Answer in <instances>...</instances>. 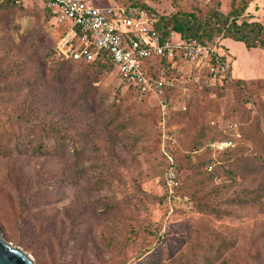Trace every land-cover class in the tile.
Returning <instances> with one entry per match:
<instances>
[{"label":"rangeland","instance_id":"rangeland-1","mask_svg":"<svg viewBox=\"0 0 264 264\" xmlns=\"http://www.w3.org/2000/svg\"><path fill=\"white\" fill-rule=\"evenodd\" d=\"M140 2L143 7L137 6L157 19L188 14L196 20L211 10L226 14L231 4ZM246 5L238 22L264 26V0ZM59 32L40 0H25L0 14V132L9 136H0L7 154L0 155L2 239L26 253L33 264H148L149 254L158 250L159 264H166L165 247L176 258L199 260L197 242L204 240L213 249L225 247L220 260L226 259V264H264V49L213 37L209 45L225 58L231 79L242 80L244 87H219V82L209 81L197 86L200 75L188 64L176 63L170 65L168 77L172 88L178 83L179 92L172 96L171 107L162 108L165 98L142 99L123 88L114 68L96 75L89 69L75 81L73 67L59 84L54 68ZM89 84L97 99H107L105 106L102 101L83 102ZM46 129L47 138L57 133L69 138L58 140L62 154L15 152L17 137H24L27 146V130ZM224 139L232 141L230 151L222 155L211 150V142ZM46 141L54 149L53 139ZM222 157L230 170L240 173L234 181L223 182L220 170L209 173L200 166L209 159L221 164ZM246 188L250 196L260 197L261 207L255 201L218 204L220 195L212 193L218 190L231 202ZM108 201L120 215H102L101 205ZM198 201L222 207L220 217L198 209ZM17 213L25 221L20 225L15 223ZM122 225L128 232L133 229L129 239L118 243L114 252L104 248L105 230Z\"/></svg>","mask_w":264,"mask_h":264},{"label":"trees","instance_id":"trees-1","mask_svg":"<svg viewBox=\"0 0 264 264\" xmlns=\"http://www.w3.org/2000/svg\"><path fill=\"white\" fill-rule=\"evenodd\" d=\"M24 1L25 0H0V14H3V13L5 14L6 10L8 9H14L17 6L19 7L22 6V3ZM40 1L43 5L44 12L50 15V17L54 18L55 15L53 11L46 6L47 1L46 0H40ZM249 1L251 0H243L239 4H236L235 0H231L230 9L226 14H222L221 12L217 10H211L208 15L204 16L202 19L197 18V20L188 14L187 15L175 14L169 18H158L154 24L153 29L166 38H168L171 34H175V36H177L180 39H183L186 41L195 40L199 44H203V45H209L210 44L209 41L213 37L221 36V38H224V39H231L236 42H241L247 49H251V48L264 49V26H262L259 23H255V22L249 23L244 20L238 22V18L242 15L244 10L246 9L247 7L246 3ZM122 2L123 3L121 4V1H120L119 5H129V4L135 5L136 4L137 6L139 4L141 5V7H143L142 2H140V0H122ZM55 27H57L58 31H60L57 36L58 37L56 41L57 43L59 38L66 31V27L64 25H55ZM54 51H55V55L57 58V60L55 61V63L57 64L55 65L54 63V68L56 70L55 80L59 84L63 83L64 80L62 77L65 76L66 74L69 75L73 67L77 68V75L75 77V81H77L78 78L82 79L84 76L82 74H84L85 72H88L89 69H92L93 74L96 75L101 70L103 71L104 70L106 71L108 69L113 70L114 68V65L107 60L105 62H101L100 59H97L96 61H93V62H87L84 60L73 61L72 59L64 58L62 55H60L58 51L56 50V46H55ZM221 59L225 60L223 56H221ZM170 65L171 64L167 63L165 60L147 61L146 64L144 65V69L149 73L148 75L150 77H158L157 70L162 69V68L170 70ZM190 68L192 69V73L194 75L197 73V75L199 74L201 77V82H199L197 86H200L201 83H203V81L205 83L209 81L210 83L213 82V85H216L219 82L218 83L219 87H223L225 85L226 86L227 85L229 86L241 85V88L244 87V83L242 82V80L231 79V73H230L229 66L227 67V71L224 74V76L221 78L219 77L220 78L219 81L217 78L215 79L212 74L208 73L206 66H204L202 69H197V70L193 69L192 67ZM90 85L91 84L88 85L87 89H85L83 93L84 95L83 96L84 99L82 98L83 102L87 105H90L95 102L102 101V103L105 106L107 99L102 98L103 96L97 99L95 95V90L90 89ZM187 86L189 88L191 87L190 84ZM178 88H179L178 83H176L175 87L173 88L172 87L165 88L164 97L162 96L163 100L165 98V101H164L166 105L165 107L168 106L169 108L173 105L172 102L174 100L172 99V96H176V93L179 92ZM205 89L207 88L205 87ZM136 95L143 96L141 97L142 99L144 98V96H147V95H142V94H136ZM119 104L120 103H117V106H119L120 108ZM119 108L114 111V114H117V111L119 110ZM213 125H214V122H211V126ZM27 132L29 133V139L27 140V146L22 143V141L24 140V137L22 138V140H21V137L20 138L17 137L16 143L14 146L15 152L21 153L23 151L27 152L29 150L32 156L52 155V154H55V152L62 154L64 150H63V147L59 145L58 140H60L61 142H63L64 139L69 140V138H66L67 136L64 137L63 134H59V133H57L55 136H49L47 138L49 134L48 129H46L44 133H34L33 130H27ZM0 136H2L3 138L9 137L4 132H0ZM50 138L53 139L54 149L52 148L50 143L48 145L46 144L47 143L46 139H50ZM223 142H227V143L229 142L230 144L228 146L217 148L216 145L219 143H223ZM211 146L212 147L210 148L212 151H214L215 153H222V155H225L227 151H230V149L233 148L232 141L226 140V139L219 140L217 141V143L211 142ZM110 154L113 160H115V158L117 157V154L114 152V150H111ZM0 155L2 157H5L7 155L6 147L3 145V143L0 144ZM225 159L226 157L221 158V162H222L221 164L217 160L214 161V160L209 159L207 163L202 162L200 166L202 167L204 165L209 173L216 171V169L217 171L220 170L223 176V182L234 181L235 176H240V173L237 172L235 169L230 170L229 168L230 164H226ZM187 160H189L188 157H187ZM186 168L189 169V166L187 163H186ZM196 171L197 173H199V168H197ZM209 176L211 177L212 175L209 174ZM10 179L13 181V185L18 186L20 184L17 178L13 177ZM51 183H53V181ZM23 187H25V183ZM247 190L248 189L246 188V190H243L244 193H241V194L236 193V196L232 199L231 202H229L230 200L229 198H227V196H224L223 193L220 194V191L218 190H212V193L214 194V197H218L220 195V198L218 199V204L219 203H226V204L236 203L235 206H237L241 204H244V205L253 204L255 201L257 203V205L255 206L261 207V203L259 201L260 197L250 196V193H248L249 191ZM204 197L205 196H201L200 200L201 201L205 200ZM101 206L102 207L100 211L103 216H107L108 213L115 214L119 211V209L117 208V206H115L113 201L112 202L108 201L107 203H104ZM197 208L202 211L205 210L207 211V213L213 214L217 218H219L220 217L219 214L222 213L221 212L222 207L220 206L209 207L199 201L197 202ZM16 215L17 216L15 218V221H16L15 223L17 225H20V223L22 224L23 222H25L24 220H20L17 218L19 216L18 213ZM117 215H120V213H117ZM132 230L133 229H131L130 232H128L126 230V227L123 225L120 228L113 227L111 229H106L105 238L102 241V246L104 248L109 249V251H113V252L116 251L117 244L119 243L120 245V243L122 244V241H127L129 239V236L132 235ZM142 230H144L147 233V235H151L149 233L150 229H148L147 227L144 226ZM124 235L125 237H123ZM5 237L7 239H10V237L6 233H5ZM221 248H225V247L223 246V247H219L218 249H213L212 245L209 244L205 240L202 242H197V251H198L197 253H199L197 256H199V260H193L191 258H186V257L182 258L180 256L176 258L174 251L168 247L167 248L165 247L163 248L166 251L165 252L166 259L164 260V262H166V264H226L225 263L226 259L220 260L221 253H223ZM158 252L160 251L158 250L153 254L152 253L149 254V256L147 257L148 264H159L161 254H159Z\"/></svg>","mask_w":264,"mask_h":264},{"label":"built area","instance_id":"built-area-1","mask_svg":"<svg viewBox=\"0 0 264 264\" xmlns=\"http://www.w3.org/2000/svg\"><path fill=\"white\" fill-rule=\"evenodd\" d=\"M46 1L55 15V25L66 27L56 45L58 53L73 61H109L125 89L160 100L165 88L173 86L167 69H158V77H150L144 69L147 61L186 63L196 70L206 66L218 81L227 71L222 55L215 48L180 39L175 34L168 38L162 36L153 29L157 18L136 5H119L115 0ZM105 2L111 5H96ZM161 106L166 105L162 102ZM229 144L223 142L216 146ZM169 177L173 176L169 174Z\"/></svg>","mask_w":264,"mask_h":264},{"label":"water","instance_id":"water-1","mask_svg":"<svg viewBox=\"0 0 264 264\" xmlns=\"http://www.w3.org/2000/svg\"><path fill=\"white\" fill-rule=\"evenodd\" d=\"M0 264H33L30 257L19 248L12 247L0 235Z\"/></svg>","mask_w":264,"mask_h":264}]
</instances>
